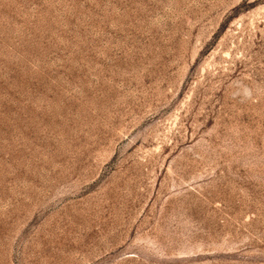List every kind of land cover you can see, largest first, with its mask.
I'll list each match as a JSON object with an SVG mask.
<instances>
[{
    "label": "rangeland",
    "instance_id": "rangeland-1",
    "mask_svg": "<svg viewBox=\"0 0 264 264\" xmlns=\"http://www.w3.org/2000/svg\"><path fill=\"white\" fill-rule=\"evenodd\" d=\"M0 264H264V0H0Z\"/></svg>",
    "mask_w": 264,
    "mask_h": 264
}]
</instances>
